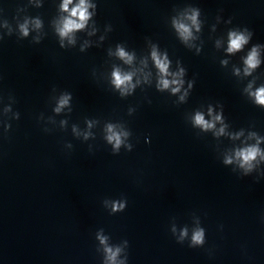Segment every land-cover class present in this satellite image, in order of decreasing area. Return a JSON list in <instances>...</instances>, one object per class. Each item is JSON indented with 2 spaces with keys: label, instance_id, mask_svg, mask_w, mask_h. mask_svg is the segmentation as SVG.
Instances as JSON below:
<instances>
[{
  "label": "clouds",
  "instance_id": "obj_1",
  "mask_svg": "<svg viewBox=\"0 0 264 264\" xmlns=\"http://www.w3.org/2000/svg\"><path fill=\"white\" fill-rule=\"evenodd\" d=\"M70 2H71V0H66V2L64 4V8L65 9H67V4L70 3ZM77 12L79 13L81 20H84V19L87 18L88 13H87L86 8L84 6V0H81L80 5H78L76 8H74L72 10V13L71 14L73 16H75L77 14ZM83 26L84 25L82 23H75L73 20L68 19L65 22L64 28L61 31V35H65L67 32L72 31V30L81 29ZM180 27L181 28H184L183 25H180ZM184 31L187 32V29H184ZM25 34H26V30H25ZM244 42H246V41H245V38L243 36H236L235 39H232L231 40V47H230L229 50L231 51L232 49H238L241 46V44L244 43ZM120 55L121 56H125L126 53H124L123 50L121 49L120 50ZM253 55H254V53H253ZM157 63L159 64V66L161 68V71L166 70V66L164 64H161L159 61H157ZM248 63L249 64H253V60L250 59L248 61ZM128 79H129L128 76H125V77L121 78L118 73L115 74V83H116L117 86H119L125 80H128ZM162 83H163V85L165 87H167V85H168V81L167 80L162 81ZM174 83H175V81H174ZM175 90L176 89H174V91ZM257 101L259 103H264V89L258 90ZM66 103H67V99L61 100V105L66 104ZM217 119H219V117H217ZM196 123L199 124V125L204 126L205 128L212 127V125L211 124H208L204 120L203 116L202 115H199V114H197V116H196ZM108 139H109L110 142L113 141V140H115V142H116L115 146L116 147L119 146V144H120V138H119L118 135H115L114 134V135L110 136ZM256 153H257V149L251 148V149L246 150L244 153H241V156H242V159L245 162H247L249 159L255 158ZM193 241L195 243H202L203 242V232L200 231V232L195 233L194 236H193ZM108 251L111 252V249H108ZM118 251H119V249H117V252ZM115 255H116V252H113L112 253V258L113 259H114Z\"/></svg>",
  "mask_w": 264,
  "mask_h": 264
}]
</instances>
